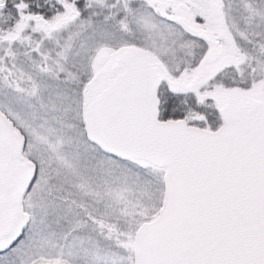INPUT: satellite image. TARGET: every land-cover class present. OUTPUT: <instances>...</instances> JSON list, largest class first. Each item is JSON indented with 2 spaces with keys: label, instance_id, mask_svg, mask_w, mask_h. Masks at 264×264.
Returning a JSON list of instances; mask_svg holds the SVG:
<instances>
[{
  "label": "snow or ice",
  "instance_id": "6c2138e0",
  "mask_svg": "<svg viewBox=\"0 0 264 264\" xmlns=\"http://www.w3.org/2000/svg\"><path fill=\"white\" fill-rule=\"evenodd\" d=\"M0 264H264V0H0Z\"/></svg>",
  "mask_w": 264,
  "mask_h": 264
}]
</instances>
